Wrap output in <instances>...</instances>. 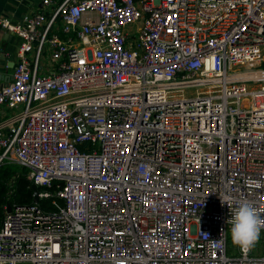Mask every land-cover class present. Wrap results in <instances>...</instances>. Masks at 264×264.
<instances>
[{"label": "built area", "instance_id": "obj_1", "mask_svg": "<svg viewBox=\"0 0 264 264\" xmlns=\"http://www.w3.org/2000/svg\"><path fill=\"white\" fill-rule=\"evenodd\" d=\"M0 87L4 264H264L227 221L264 217V0H43ZM226 201V202H222Z\"/></svg>", "mask_w": 264, "mask_h": 264}, {"label": "crops", "instance_id": "obj_2", "mask_svg": "<svg viewBox=\"0 0 264 264\" xmlns=\"http://www.w3.org/2000/svg\"><path fill=\"white\" fill-rule=\"evenodd\" d=\"M43 0H0V15L8 16L15 22H21L26 14L45 9ZM19 38L10 34L0 25V87L12 79L13 67L17 62ZM1 117V115H0Z\"/></svg>", "mask_w": 264, "mask_h": 264}, {"label": "trees", "instance_id": "obj_3", "mask_svg": "<svg viewBox=\"0 0 264 264\" xmlns=\"http://www.w3.org/2000/svg\"><path fill=\"white\" fill-rule=\"evenodd\" d=\"M32 184L26 168L21 169L14 163L0 165V228L9 206L34 201ZM44 188L38 186L39 191H43ZM40 205L46 209H53L50 199H41Z\"/></svg>", "mask_w": 264, "mask_h": 264}, {"label": "clouds", "instance_id": "obj_4", "mask_svg": "<svg viewBox=\"0 0 264 264\" xmlns=\"http://www.w3.org/2000/svg\"><path fill=\"white\" fill-rule=\"evenodd\" d=\"M227 223L231 225L232 243L244 251L255 246L260 239L261 230L264 229V217L251 202H240ZM0 264H4V261L0 260Z\"/></svg>", "mask_w": 264, "mask_h": 264}, {"label": "water", "instance_id": "obj_5", "mask_svg": "<svg viewBox=\"0 0 264 264\" xmlns=\"http://www.w3.org/2000/svg\"><path fill=\"white\" fill-rule=\"evenodd\" d=\"M0 58H4V54L3 53H0ZM32 189H33L34 202H39L40 201L39 189H38V186L35 183L32 184ZM11 210H12V206H9L8 207V212H10Z\"/></svg>", "mask_w": 264, "mask_h": 264}, {"label": "rangeland", "instance_id": "obj_6", "mask_svg": "<svg viewBox=\"0 0 264 264\" xmlns=\"http://www.w3.org/2000/svg\"><path fill=\"white\" fill-rule=\"evenodd\" d=\"M261 65L264 66V53H263V60L261 61ZM19 168L23 169L21 166H19Z\"/></svg>", "mask_w": 264, "mask_h": 264}]
</instances>
